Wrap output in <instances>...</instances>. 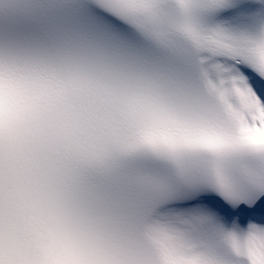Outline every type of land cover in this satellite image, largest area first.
<instances>
[{
    "label": "snow or ice",
    "instance_id": "obj_1",
    "mask_svg": "<svg viewBox=\"0 0 264 264\" xmlns=\"http://www.w3.org/2000/svg\"><path fill=\"white\" fill-rule=\"evenodd\" d=\"M0 264H264V0H0Z\"/></svg>",
    "mask_w": 264,
    "mask_h": 264
}]
</instances>
